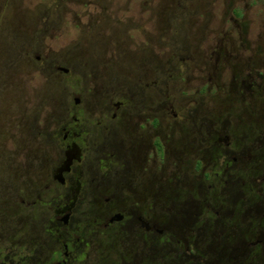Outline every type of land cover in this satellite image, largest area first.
Returning a JSON list of instances; mask_svg holds the SVG:
<instances>
[{"label": "rangeland", "instance_id": "rangeland-1", "mask_svg": "<svg viewBox=\"0 0 264 264\" xmlns=\"http://www.w3.org/2000/svg\"><path fill=\"white\" fill-rule=\"evenodd\" d=\"M69 110L97 171L119 169L99 183L121 188L81 194L72 264H264V0H0V264L59 248ZM149 130L156 177L137 184L120 166L143 162ZM108 206L125 220L105 230Z\"/></svg>", "mask_w": 264, "mask_h": 264}, {"label": "flooded vegetation", "instance_id": "flooded-vegetation-1", "mask_svg": "<svg viewBox=\"0 0 264 264\" xmlns=\"http://www.w3.org/2000/svg\"><path fill=\"white\" fill-rule=\"evenodd\" d=\"M76 103H79L78 99H76ZM119 106L120 104L117 103L112 115H106L103 121L116 120ZM63 119L65 124L61 126V129L58 128L55 131L53 138V140L56 141V139L61 135L58 140V149L60 153L59 159L52 167L49 177L50 183L56 185L57 195L59 197V202L54 210V221L57 224L56 236L59 240V248L53 253L54 258L49 264H72L74 260L73 256L76 251L79 250V245L82 241L81 236L79 235L81 227L78 226L75 229H71L70 224L74 210L80 202L79 199L81 194L84 196L85 194H108L109 196L105 198V202L109 205L111 198L114 195L113 192L121 190L120 187H117L112 192L113 189L109 187L107 188V185L99 183L100 178L104 179V176L114 177L119 174V169L113 167L114 165L106 168L102 165L99 170L100 172L97 171V167L94 163V161H97L96 149L91 148L93 151H91V155L87 156V152L89 151L88 138L91 133L90 129L87 128V121L82 117V115L79 119V116L76 113L72 114V110L66 112L63 115ZM105 128L107 129L106 133L111 135L110 126L107 125ZM145 133H148V141L144 144L140 142L139 148L136 150L137 153L140 152V155L143 154V162H141L137 167H132V170L128 169V164L120 166L122 173H127L131 177L132 182L137 184H140L141 181H145L144 179L147 176L146 174H150L152 173L151 171H153V176L156 177L155 175L157 172V147L156 143L151 146L150 141V138L154 136V132L149 130ZM141 136L143 137V135ZM102 149L105 151L110 150L109 154L106 156V159L108 160H113L117 155L118 149L114 146L109 148L104 145ZM150 160H152L151 163L153 162V166L149 164ZM162 165L164 164L162 163ZM163 170H165V166ZM90 177H92V179ZM47 188L49 189L50 186L48 185ZM117 209L118 208L115 207L108 208L110 214L102 223L103 229L108 230L114 224L122 223L125 220L123 212ZM138 220L140 221L139 227L143 230L148 232L157 230L160 232V230L150 225V223L144 221L142 217L139 216ZM71 237H75L76 239L77 244L74 246H70Z\"/></svg>", "mask_w": 264, "mask_h": 264}]
</instances>
